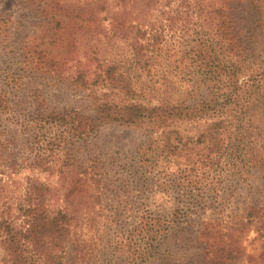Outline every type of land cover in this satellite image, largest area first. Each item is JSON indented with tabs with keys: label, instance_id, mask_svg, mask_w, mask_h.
<instances>
[{
	"label": "rangeland",
	"instance_id": "rangeland-1",
	"mask_svg": "<svg viewBox=\"0 0 264 264\" xmlns=\"http://www.w3.org/2000/svg\"><path fill=\"white\" fill-rule=\"evenodd\" d=\"M168 1L162 0V9L145 6V0H64L61 10L51 11L61 15H55L63 21L58 25L45 19L32 0H0V94L7 105L0 113V206L9 204L16 215L30 179L50 186L51 205L68 204L76 230L89 242L92 254L84 263L264 264V237L257 227L240 225L235 232L229 227L249 207L264 206V138L244 135L242 146L229 144L225 161L209 173L204 162H190L202 153V144L195 143L199 126L147 119L127 124L120 118L119 110L129 104L167 100L174 105L205 91L190 60L174 53L178 40L171 31L166 33L169 54H157L151 72L129 46L141 40L138 22L161 23L160 11L180 3ZM100 4L106 9L90 23L91 9ZM106 67L105 82L100 74ZM103 101L107 121L78 139L75 127L87 131L92 107ZM74 108L81 114L34 126L50 112ZM173 129L181 133L166 138L175 146L168 152L162 132ZM142 215L158 226L174 224L177 239L169 261L161 260L160 242L146 261L138 257V237L129 244L130 230ZM201 223L208 229L217 226L209 231L218 239L230 238L222 236L229 233L233 240L239 237L242 255L230 261L206 259L202 246L188 241L190 228ZM3 257L0 248V264Z\"/></svg>",
	"mask_w": 264,
	"mask_h": 264
},
{
	"label": "trees",
	"instance_id": "trees-1",
	"mask_svg": "<svg viewBox=\"0 0 264 264\" xmlns=\"http://www.w3.org/2000/svg\"><path fill=\"white\" fill-rule=\"evenodd\" d=\"M32 1L42 9L45 19L52 18L58 25L63 23L61 18L55 16L60 14L51 11L61 10L64 0ZM161 2L162 0H145V6L159 4L163 9L165 4H160ZM208 2L209 0H180L176 8L160 11L163 16L161 23L138 22L141 40L139 43L129 42L132 53L142 57L141 61L149 66L147 71L151 72L155 67L153 58L164 52L169 54L166 33L171 31L172 37L176 36L178 40L179 50L174 49V53H182L184 58L190 60L192 72L197 76L196 82L203 84L206 92L199 95L198 91V96L193 97L191 102L185 98L174 105L167 100L158 105L129 104L119 110V115L127 124L147 119L161 122L178 120L190 123L191 126H199L195 143L202 144L199 150L202 153L190 162H204L210 173L212 168L225 161L230 151L229 144H234L237 148L242 146L244 135L264 138V0H219L215 5ZM105 9L106 4L92 8L88 16L89 22L95 23L99 19V10ZM77 18L84 19L81 14H77ZM34 53H38V56L45 55L43 51ZM50 66H53V62ZM108 75L112 76L111 73ZM100 76L103 81H107V67ZM193 90L195 88L189 91L192 95L195 93ZM163 92L166 93L165 89ZM6 107L4 97L0 94V113ZM80 114L75 108L53 111L45 115L43 124L39 120L34 126L64 121L68 116ZM91 115L93 123L87 131L78 124L75 127L78 139L96 132L98 123L107 121V101L96 103ZM163 133V148L170 152L168 147L175 146L170 145L166 138L172 134H180L181 131L173 129ZM38 135V131H35V136ZM2 145L0 136V147ZM36 155L41 160V155ZM195 165L194 163L193 166ZM51 191L47 184L30 179L22 198L17 202L16 215L11 212L9 204L0 206L3 264H90L83 262L92 251L88 240L76 230L75 214L68 204L61 207L51 205ZM192 205L199 207L202 202H194ZM242 216L244 218L231 223L230 229L235 232L240 225L243 226L242 229L255 225L264 237V206H251ZM201 224L190 228L192 239L188 241L199 243L205 250L206 259L210 256L213 260L220 258L230 261L242 255L239 237L233 240L229 233L222 236L230 238L218 239L215 236L217 232L209 231L218 230L217 226L208 229L203 226L206 223ZM161 231H164L162 238ZM135 236L138 237L135 241L139 250L138 257L144 261L153 257L152 251L159 242L161 249H164V253H160L163 262L169 261L174 253L173 241L177 239L174 224L158 226L151 217L142 215L130 230V245ZM215 254L218 256H214ZM154 257L160 259L157 254ZM262 258L264 259V255Z\"/></svg>",
	"mask_w": 264,
	"mask_h": 264
}]
</instances>
